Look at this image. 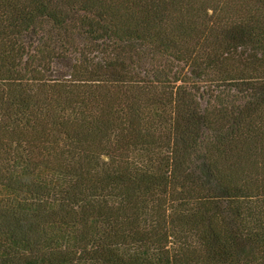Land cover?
Segmentation results:
<instances>
[{"label": "trees", "instance_id": "1", "mask_svg": "<svg viewBox=\"0 0 264 264\" xmlns=\"http://www.w3.org/2000/svg\"><path fill=\"white\" fill-rule=\"evenodd\" d=\"M0 264H264V0H0Z\"/></svg>", "mask_w": 264, "mask_h": 264}]
</instances>
